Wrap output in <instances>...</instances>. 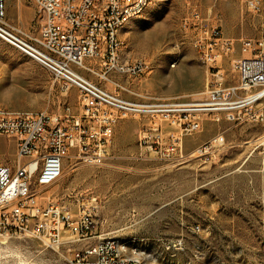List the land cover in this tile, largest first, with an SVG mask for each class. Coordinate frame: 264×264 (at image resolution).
<instances>
[{
    "label": "built area",
    "instance_id": "obj_1",
    "mask_svg": "<svg viewBox=\"0 0 264 264\" xmlns=\"http://www.w3.org/2000/svg\"><path fill=\"white\" fill-rule=\"evenodd\" d=\"M30 1L38 13V33L8 21L6 0H0V38L20 51H32L48 71L52 90L64 93L74 87L78 96L76 110L63 103L54 113L18 112L0 105V135L14 141L17 157L13 164H0V236H25L63 248L68 264H144L126 257L127 247L119 246L117 235L99 231L105 221L98 218V195L80 193L73 205H64L42 197L41 187L63 175L70 157L102 165L115 127L131 117L147 119L138 144L153 159L213 161L225 142L222 132L189 154L183 151V137L199 131L206 119L264 120L258 107L264 98V29L259 36L240 37L237 49L235 39L224 34L217 12L204 13L192 4L182 25L199 47V60H205V88L190 99L157 101L132 87V80L149 72L151 64L131 57L121 35L123 21L150 0ZM235 1L254 14L261 12L259 0ZM226 59L233 83H227ZM166 125L172 130L165 132ZM261 178L264 206V151Z\"/></svg>",
    "mask_w": 264,
    "mask_h": 264
},
{
    "label": "rangeland",
    "instance_id": "obj_2",
    "mask_svg": "<svg viewBox=\"0 0 264 264\" xmlns=\"http://www.w3.org/2000/svg\"><path fill=\"white\" fill-rule=\"evenodd\" d=\"M31 4L30 0H6V16L37 34L34 4L33 10L21 12ZM192 4L204 13L217 12L224 34L235 39L237 49L240 37L263 33L264 0L259 14L235 0H150L139 16L125 24L121 35L131 57L151 64L149 72L132 82L157 101L190 99L204 90L205 65L182 25ZM224 68L229 74L227 59ZM50 85V75L40 63L0 38V105L18 112L45 109L54 113L68 103L76 110V88L60 93ZM258 107L264 110V102ZM142 119L131 117L118 123L102 165H86L70 157L63 175L41 187L42 197L73 205L80 193L97 194L102 201L98 218L107 219L103 230L141 249L144 264H264V206L259 197L264 120L206 119L199 131L183 137L184 148L192 153L222 132L225 142L218 157L210 162L193 157L177 163L140 151ZM16 161L14 141L0 135V164ZM0 264L68 263L63 248L6 235L0 236Z\"/></svg>",
    "mask_w": 264,
    "mask_h": 264
},
{
    "label": "bare ground",
    "instance_id": "obj_3",
    "mask_svg": "<svg viewBox=\"0 0 264 264\" xmlns=\"http://www.w3.org/2000/svg\"><path fill=\"white\" fill-rule=\"evenodd\" d=\"M148 6V4L145 7H141L140 11L138 12H133V16L129 17L128 19L123 21V27L125 26V24L134 17L139 16L144 9ZM261 8V0H259V9ZM198 50V55H199V47H197ZM22 53L28 55L29 57L33 58V52L32 51H21ZM200 62H202V64L205 65V60H200ZM118 244L119 246L122 247H127L126 249V257H128V259H130L131 261H143L142 260V255L139 252V249L136 246H130L128 242L124 241L123 239L118 237ZM141 250V249H140Z\"/></svg>",
    "mask_w": 264,
    "mask_h": 264
},
{
    "label": "crops",
    "instance_id": "obj_4",
    "mask_svg": "<svg viewBox=\"0 0 264 264\" xmlns=\"http://www.w3.org/2000/svg\"><path fill=\"white\" fill-rule=\"evenodd\" d=\"M32 3V2H31ZM33 4V3H32ZM31 4V6H29L27 9H22L21 10V12H22V14L25 12V11H27L28 9H32V7H33V5ZM33 10V9H32ZM23 28H25V27H23ZM129 50V49H128ZM130 55V54H129ZM235 55H238V53H236ZM197 59V58H196ZM228 60V59H227ZM198 62V61H197ZM227 81H234V79L231 77V75H230V73L227 75ZM121 80H124V79H122V78H120ZM228 83V82H227ZM229 83H231V82H229ZM132 84V87L134 88V89H136V90H138V91H140V92H142V93H146V91H144L143 90V88H141V87H139L138 86V84H136L135 82H132L131 83ZM205 88V87H204ZM150 95H152V94H150ZM152 96H154V95H152ZM125 97H127V98H130V99H137L136 97H134V96H131V95H125ZM144 100V99H143ZM182 100H186V99H182ZM261 102L263 103L264 102V98L261 100ZM2 106V105H1ZM4 107V106H3ZM76 109V108H75ZM137 119V118H136ZM142 119V118H141ZM146 118H144V119H142L143 120V122L141 123V124H143V123H145L146 121H147V119L145 120ZM120 122V121H119ZM118 125V124H117ZM117 127V126H116ZM116 127H115V129H116ZM166 127V132H168V131H171L172 130V128L170 127V126H168V125H166L165 126ZM114 134H115V132H114ZM114 137V136H113ZM112 141V140H111ZM110 144H111V142H110ZM110 144L108 145V153H109V151H110ZM143 151L144 152V149H142V148H140V151ZM141 151V152H142ZM183 151H184V153L185 154H189L187 151H185V148H184V144H183ZM97 195V194H96ZM99 213V212H98ZM99 215V214H98ZM99 220L100 221H105L104 222V224H102V226L100 227V229H99V231L100 232H102V233H105V234H107L108 235V233L107 232H105L104 230H103V227H104V225L106 224V222H107V219L106 218H104V217H99Z\"/></svg>",
    "mask_w": 264,
    "mask_h": 264
}]
</instances>
